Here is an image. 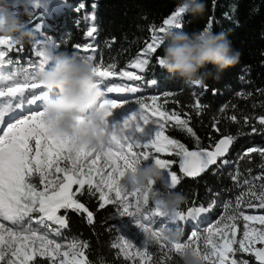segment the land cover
<instances>
[{"label": "snow or ice", "instance_id": "obj_1", "mask_svg": "<svg viewBox=\"0 0 264 264\" xmlns=\"http://www.w3.org/2000/svg\"><path fill=\"white\" fill-rule=\"evenodd\" d=\"M16 7L19 0H11ZM38 8H46V0H35ZM85 5L81 3L79 9ZM94 9L95 4L92 6ZM184 9L177 7L169 17L163 20L162 26L153 29L146 48L138 58L131 63V68L145 70L149 64V53L155 54L161 46V37L170 28L181 29V18ZM95 17L93 16V19ZM31 25L34 31H40V23ZM211 28V24L206 26ZM96 27L87 31L88 37H93ZM159 33V34H157ZM16 47L11 38L0 36V69L12 65L8 59L9 50ZM94 52L91 45L74 46V52ZM38 63H32L31 68H21L7 75L0 76V98L5 102L0 107V264H34L38 258H45L49 264H91L86 255L89 244L73 239L61 244L49 234L42 233L39 228H33V214H39L35 222L43 225L52 222L59 228L67 227V218L60 211L72 210L87 213V223L93 224L94 214L75 198L72 189L78 185L77 192L85 189L91 196L99 194V209L115 205L119 216L125 215L135 219L141 239L135 240L120 235L111 247L118 249V255L134 264H158L150 251L151 245H157L163 252V259H171V254L178 255L185 248H190L200 254L204 264H248L247 260L238 261L237 251L250 253L259 264H264V215H247L241 210L245 197H249V208L264 209V184L257 192L255 185L249 180L245 192L236 198L235 205L229 201L225 205L226 215L201 236L200 229L193 227L186 241L170 242L164 235L169 229L168 223L182 228L181 223L195 221L209 209L204 207H189L187 212L178 210L168 213L158 201L150 199L151 187L144 190H128L123 184L127 172L134 171L135 165L152 160L167 175L166 186L175 188L181 182L175 171H172L174 161L163 159L159 154L174 155L179 158V169L187 177H198L209 166L216 165L219 158L225 157L234 137L228 135L215 144L214 150L190 151L183 143L165 134L166 126L174 122L189 135L196 134L186 119H181L176 112L169 113L165 104L158 103L160 97L152 96L150 102L138 99L129 111L117 112L129 105L128 100L105 98L99 105L103 115L105 133L109 139L102 142L99 150H88L83 147L78 138H64L53 130L52 122L46 119L43 108L45 91L41 89L36 79V71L42 69L50 60L51 53L47 47L36 51ZM93 68L99 84L109 77L117 75L115 65L104 66L95 62L93 55L82 57ZM31 63V62H30ZM120 76L129 81L142 80L141 75L131 71H122ZM23 76V80L19 77ZM241 79H243L241 77ZM153 85L156 81H151ZM138 87H107V93H136ZM32 93L28 99L26 94ZM171 93H165L169 96ZM32 106H35L34 108ZM197 111H202L197 102ZM19 115H16V113ZM7 118V119H6ZM235 122L237 117L231 116ZM258 123L264 126V116L258 117ZM146 126H154V134L144 139ZM218 130V129H217ZM264 130V129H262ZM258 131L253 128V132ZM197 144L199 140L197 138ZM257 153L264 160V147H251L245 155ZM227 164V160H223ZM264 168V164H261ZM238 179V177H237ZM264 180V175L255 177ZM258 201V204L251 203ZM154 217L162 218L160 227L155 226ZM243 220L242 238L237 241L238 223ZM249 222H254L250 224ZM259 224L261 227H256ZM59 229L55 235H59ZM202 241V245H201ZM239 244V248L234 245ZM179 256V255H178Z\"/></svg>", "mask_w": 264, "mask_h": 264}, {"label": "trees", "instance_id": "obj_2", "mask_svg": "<svg viewBox=\"0 0 264 264\" xmlns=\"http://www.w3.org/2000/svg\"><path fill=\"white\" fill-rule=\"evenodd\" d=\"M46 2V8H33L31 16H23L27 22L40 23V31L36 33L43 43L16 45L14 49L9 50L7 58L11 59L13 64L0 69V76L21 68L30 69L32 63H38L36 51L45 47L51 54L56 55L74 52V46L77 45H91L95 49L94 52L74 53L80 57L93 55L98 64L116 66L117 75L103 82L105 88L126 83L127 80L119 75L122 71L141 75L142 80L131 82L141 86L145 91L133 98L131 103L138 107L135 104L136 100L150 102L152 96H158L160 97L158 103L165 104L166 101L165 110L169 113L176 112L181 119L188 120V126L196 134L193 137L171 122L165 129V134L170 138L180 141L192 150L212 149L220 138L228 135L234 137L228 155L198 178H189L179 171L178 157L159 154L163 159L174 161L172 171L181 179L179 185L173 188L187 198L181 205V211L186 213L189 207L208 208L209 215L199 219L200 226L207 227L226 215L225 205L229 201L235 205L236 198L248 187L243 183L245 180L251 181L257 192L260 190L264 180L254 178L264 175V168H261L264 160L257 153L249 155L245 153L251 147H264L262 130L264 126L258 123V117L264 116V0H203L205 4L203 15L184 14L181 18L182 28H170L172 31L191 34L211 24L214 32L225 33L232 41L234 49L240 51L239 62L225 70L219 82L208 79L205 86L186 85L160 68L158 58L163 55L162 46L155 54L149 53L147 57H141L149 59V64L145 66L143 72L130 66L143 53L152 30L162 26L163 20L178 7L180 0H46ZM81 3L85 5L83 9H79ZM93 4L96 5L95 9L92 7ZM92 27H96L97 32L93 37H88L86 33ZM208 68L211 70L212 65H208ZM19 79L23 80V76ZM153 80L156 84L148 85L149 81ZM166 92L171 95L165 96ZM197 102L202 111H197L195 107ZM233 115L237 117L235 122L230 119ZM253 128L258 131L253 132ZM223 160H227L228 163L224 164ZM152 162L149 160L147 163ZM155 187L160 188L161 185L157 184ZM77 188L78 185H74L72 189L75 198L93 212V224L87 223V213L83 211L62 209L59 214L66 216L68 222L66 228H59L51 222L43 225L53 228L55 232L59 229L60 234L56 235V239L60 242H71L73 239L87 242L89 247L85 251L91 264H134L133 261H126L122 255H118V249L111 247L119 237L116 206L108 205L104 209H99V194L91 196L87 192V186L80 192H77ZM249 199L246 196L245 202L241 205V210L245 213ZM251 203L259 202L251 200ZM258 212L264 215V209ZM38 215L33 214V218ZM178 223H181L183 229L182 241H186L194 226L190 221ZM237 223L238 232L241 234L244 222L240 219ZM200 235L203 236V233L200 232ZM234 248L238 249L239 244L234 245ZM150 251L158 264H180V257L174 253L171 254V259L164 260L163 252L157 245H151ZM235 258L238 261L247 260L248 264H258L250 253L237 251ZM34 264L49 262L45 258H38Z\"/></svg>", "mask_w": 264, "mask_h": 264}, {"label": "clouds", "instance_id": "obj_3", "mask_svg": "<svg viewBox=\"0 0 264 264\" xmlns=\"http://www.w3.org/2000/svg\"><path fill=\"white\" fill-rule=\"evenodd\" d=\"M37 7L35 0H19L16 7L11 0H0V36L11 38L20 46L42 44L36 31L23 19ZM178 7L193 16L205 12L203 0H180ZM161 46L163 55L158 58V66L186 85L205 86L208 79L219 82L241 55L225 33L208 27L191 34L169 29L161 37ZM208 65H212L211 70ZM36 79L46 93L43 100L46 119L52 122L57 134L78 138L88 150H99L102 142L107 143L109 137L99 109L105 94L88 61L74 52L51 54L48 63L36 71ZM123 184L128 190L151 187L150 199L158 201L168 213L180 210L187 199L183 193L166 186L165 172L154 162L135 165V170L124 176ZM157 184L161 187L156 188ZM164 235L170 242H180L183 229H165ZM178 255L180 264H204L200 254L190 248Z\"/></svg>", "mask_w": 264, "mask_h": 264}, {"label": "rangeland", "instance_id": "obj_4", "mask_svg": "<svg viewBox=\"0 0 264 264\" xmlns=\"http://www.w3.org/2000/svg\"><path fill=\"white\" fill-rule=\"evenodd\" d=\"M100 86H101V84H100ZM102 89H103V86L101 87ZM105 94V93H104ZM104 98H112V99H116V98H113V97H111L110 95H104ZM1 100H2V98H0ZM3 100H5V99H3ZM122 100H128L130 103H129V105H126V107L124 108V109H121V110H115V111H117V112H126V111H129L130 110V108L131 107H135L131 102H132V100H134V99H132V97H130V98H128V99H122ZM43 108V107H42ZM17 115H19V113H17ZM154 134V127L152 128V129H148V128H146V130H145V135H144V139L146 140V139H148V138H150V136L151 135H153ZM149 161V160H148ZM147 161V162H148ZM167 181V175L165 174V182ZM247 209V211H246V213L245 214H247V215H262V214H260L258 211L260 210L259 208H246ZM251 210V211H250ZM202 216H204V218L205 217H207L209 214H208V212H206V213H202L201 214ZM117 217H118V221H119V224H118V230H119V236L120 235H125L127 238H133V237H135V240H139V239H141V236H140V233H139V230H138V228L136 227V224H135V219L134 218H132V217H129V216H127V215H125V216H123V217H121V216H119V214L117 215ZM37 218V217H36ZM36 218H33V222H32V227L33 228H39V230L42 232V233H47V234H49V236H50V238H54V239H56V235H55V231H54V229L53 228H48V227H45L44 225H37L36 224V222H35V220H36ZM201 219V218H200ZM207 219V218H206ZM154 220H155V226L156 227H160L161 226V223H163V221H162V218H159V217H154ZM241 220H242V218H241ZM192 224H193V226H195L196 228H198V229H200L201 231L200 232H202L203 233V235L206 233V229H207V227H211L212 225H214L215 223H216V220L213 222V224H211L210 226H207V227H201L200 226V223H199V221L197 220V218H196V220L195 221H192V220H189ZM243 221V220H242ZM210 222H212V221H209V223ZM52 223V222H51ZM250 224H253L254 222H249ZM258 225L259 224H254V226H256V227H258ZM168 226V225H167ZM171 226H173V227H175L176 225L175 224H173V225H171ZM200 226V227H199ZM242 233H243V230H242V232H241V234H240V232H237V237H236V239H237V241H239L241 238H242ZM57 240V239H56ZM57 242H59V243H61V244H67V243H69V242H60L59 240H57ZM259 244H257L256 246L257 247H260V246H258Z\"/></svg>", "mask_w": 264, "mask_h": 264}, {"label": "water", "instance_id": "obj_5", "mask_svg": "<svg viewBox=\"0 0 264 264\" xmlns=\"http://www.w3.org/2000/svg\"><path fill=\"white\" fill-rule=\"evenodd\" d=\"M222 138H224V137H222ZM222 138H220V139H222ZM219 139V140H220ZM219 140L216 142V143H218L219 142ZM214 147H215V145H214ZM214 147L212 148V149H192V150H190V151H194V150H207V151H212V150H214ZM230 147H231V145H230ZM230 147H229V150H230ZM229 152V151H228ZM228 155V153H226V155H225V157ZM225 157H223V158H219L218 159V161L219 160H221V159H224ZM218 161H217V164H218ZM216 164V165H217ZM216 165H211V166H209V168L205 171V172H207L210 168H212V167H215ZM178 168H179V158H178ZM179 171H180V169H179ZM181 172V171H180ZM205 172H203V173H201V175H199L198 177H200V176H202ZM182 173V172H181ZM183 174V173H182ZM184 175V174H183ZM198 177H189V178H198ZM260 247H264V245H261ZM254 257V256H253ZM255 259V258H254ZM256 261V260H255ZM258 264H259V262L258 261H256Z\"/></svg>", "mask_w": 264, "mask_h": 264}, {"label": "bare ground", "instance_id": "obj_6", "mask_svg": "<svg viewBox=\"0 0 264 264\" xmlns=\"http://www.w3.org/2000/svg\"><path fill=\"white\" fill-rule=\"evenodd\" d=\"M201 215V214H200Z\"/></svg>", "mask_w": 264, "mask_h": 264}]
</instances>
